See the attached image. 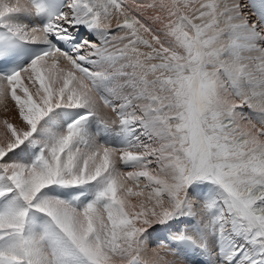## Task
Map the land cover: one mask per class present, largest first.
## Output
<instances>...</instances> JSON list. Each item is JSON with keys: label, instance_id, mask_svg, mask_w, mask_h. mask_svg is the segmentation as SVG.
<instances>
[{"label": "snow or ice", "instance_id": "obj_1", "mask_svg": "<svg viewBox=\"0 0 264 264\" xmlns=\"http://www.w3.org/2000/svg\"><path fill=\"white\" fill-rule=\"evenodd\" d=\"M0 264H264V0H0Z\"/></svg>", "mask_w": 264, "mask_h": 264}, {"label": "bare ground", "instance_id": "obj_2", "mask_svg": "<svg viewBox=\"0 0 264 264\" xmlns=\"http://www.w3.org/2000/svg\"><path fill=\"white\" fill-rule=\"evenodd\" d=\"M10 107H11V102H10ZM11 113H13V114H12V116H11V115H10V116H11V117H13V115H14V112L12 111ZM14 116H15V115H14Z\"/></svg>", "mask_w": 264, "mask_h": 264}, {"label": "rangeland", "instance_id": "obj_3", "mask_svg": "<svg viewBox=\"0 0 264 264\" xmlns=\"http://www.w3.org/2000/svg\"><path fill=\"white\" fill-rule=\"evenodd\" d=\"M13 112H14V111H13ZM12 114H13V113H9V115H11V116H12ZM14 115H15V112H14ZM14 115H13V117H14ZM11 116H10V117H11Z\"/></svg>", "mask_w": 264, "mask_h": 264}]
</instances>
